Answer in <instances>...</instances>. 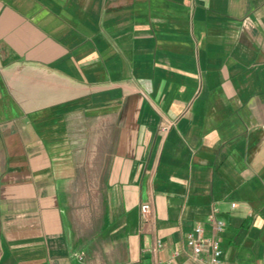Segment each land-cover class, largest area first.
Returning <instances> with one entry per match:
<instances>
[{"label": "crops", "instance_id": "0c3cea01", "mask_svg": "<svg viewBox=\"0 0 264 264\" xmlns=\"http://www.w3.org/2000/svg\"><path fill=\"white\" fill-rule=\"evenodd\" d=\"M213 206L264 264V0H0V264H198Z\"/></svg>", "mask_w": 264, "mask_h": 264}, {"label": "built area", "instance_id": "2783aa9c", "mask_svg": "<svg viewBox=\"0 0 264 264\" xmlns=\"http://www.w3.org/2000/svg\"><path fill=\"white\" fill-rule=\"evenodd\" d=\"M172 123L162 127L165 132ZM234 205V204H233ZM152 206L150 203L141 205L142 217L144 220L150 218ZM217 207L213 206L211 212L207 215V222L211 226L212 235L205 236L204 226L197 222L193 230L186 236L187 245L191 248V259L198 264H220L222 261V249L220 246L219 234L225 227V221L217 216ZM155 248L160 247V240L156 239ZM264 259V258H263ZM164 264V263H159Z\"/></svg>", "mask_w": 264, "mask_h": 264}, {"label": "rangeland", "instance_id": "374dc122", "mask_svg": "<svg viewBox=\"0 0 264 264\" xmlns=\"http://www.w3.org/2000/svg\"><path fill=\"white\" fill-rule=\"evenodd\" d=\"M77 185H78V183H77ZM78 187V186H77ZM76 202H79V201H82L83 199H80V198H77V199H74ZM78 205H80V204H78Z\"/></svg>", "mask_w": 264, "mask_h": 264}]
</instances>
